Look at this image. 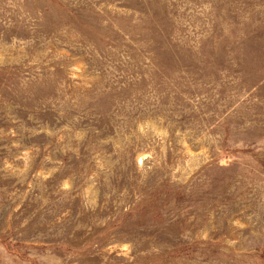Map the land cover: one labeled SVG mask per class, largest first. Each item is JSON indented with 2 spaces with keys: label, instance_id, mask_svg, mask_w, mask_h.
Listing matches in <instances>:
<instances>
[{
  "label": "rangeland",
  "instance_id": "rangeland-1",
  "mask_svg": "<svg viewBox=\"0 0 264 264\" xmlns=\"http://www.w3.org/2000/svg\"><path fill=\"white\" fill-rule=\"evenodd\" d=\"M0 264H264V0H0Z\"/></svg>",
  "mask_w": 264,
  "mask_h": 264
}]
</instances>
